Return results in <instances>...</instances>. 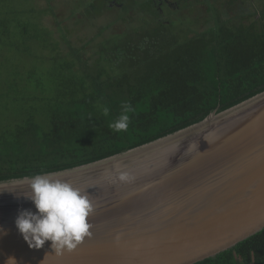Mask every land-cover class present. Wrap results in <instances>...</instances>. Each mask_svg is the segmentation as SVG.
<instances>
[{"label":"trees","instance_id":"obj_1","mask_svg":"<svg viewBox=\"0 0 264 264\" xmlns=\"http://www.w3.org/2000/svg\"><path fill=\"white\" fill-rule=\"evenodd\" d=\"M204 1L214 23L183 39L171 30L172 21L163 20L156 0L86 1L89 13L93 3L109 2V10L145 12L152 20L146 27L91 39L97 50L88 60L76 49L64 57L54 41L42 49L49 51L50 69L36 60L22 69L5 66L13 81L0 88V183L131 151L263 92L264 0ZM15 4L0 0V60L7 59L3 50L26 52L21 38L39 44L49 33L31 21V8L17 11ZM42 71L51 78L44 81ZM125 101L133 109L129 127L115 132L109 124ZM195 264H264V229Z\"/></svg>","mask_w":264,"mask_h":264},{"label":"water","instance_id":"obj_2","mask_svg":"<svg viewBox=\"0 0 264 264\" xmlns=\"http://www.w3.org/2000/svg\"><path fill=\"white\" fill-rule=\"evenodd\" d=\"M56 174L88 191L92 235L62 254L50 241L29 248L14 220L21 209L35 211L23 195L31 178L3 182L0 264L8 256L17 264L212 258L264 229V91L165 138Z\"/></svg>","mask_w":264,"mask_h":264},{"label":"rangeland","instance_id":"obj_3","mask_svg":"<svg viewBox=\"0 0 264 264\" xmlns=\"http://www.w3.org/2000/svg\"><path fill=\"white\" fill-rule=\"evenodd\" d=\"M86 1L88 3L93 0H14L17 11L31 8L33 10L31 21L49 33H43L44 42L39 44H32V39L23 40L21 38L26 52L13 54L3 50L7 59L1 58L0 60L2 66L0 70L4 71L3 74L0 73V88H5L7 81H13V78L8 77L7 70L3 69L5 66L18 65L21 68L31 60H36V63L46 68L50 66L48 68L50 69L53 62H50L49 51L42 49L44 46L50 48L48 44L51 47L54 46V41L57 44L55 48L64 57L71 58L73 55L70 53L71 50L76 49L82 60H88L97 50L91 39L100 41L103 38H110L112 35L126 32L133 27H146L152 20L150 15L145 12L132 11L125 15L113 8L109 10L107 8L110 6L109 2H106L107 6L103 5V7L98 3H93L94 8L89 13L85 8L87 4L84 5ZM208 5L204 0H190L183 3L181 8H174V11L164 6L161 17L163 20L166 18L172 21L171 30L177 35L179 34L180 39H183L182 37L191 36L214 23L213 13ZM129 14L131 17H128ZM232 20L237 21L238 19L232 17ZM101 30L102 33L97 36ZM57 50L54 52H58ZM42 72L45 73L44 81L51 78L45 71Z\"/></svg>","mask_w":264,"mask_h":264},{"label":"clouds","instance_id":"obj_4","mask_svg":"<svg viewBox=\"0 0 264 264\" xmlns=\"http://www.w3.org/2000/svg\"><path fill=\"white\" fill-rule=\"evenodd\" d=\"M132 111L129 102H122L121 113L109 127L115 132H126ZM108 112L107 107L103 108L104 115ZM119 179L125 181L129 177L121 174ZM23 195L32 202L35 211L19 210L14 223L29 248L39 249L50 241L54 252L62 254L74 250L92 235L89 217L93 204L86 189L74 186L56 173H45L31 177L28 192ZM4 264H17L16 258L8 256Z\"/></svg>","mask_w":264,"mask_h":264},{"label":"flooded vegetation","instance_id":"obj_5","mask_svg":"<svg viewBox=\"0 0 264 264\" xmlns=\"http://www.w3.org/2000/svg\"><path fill=\"white\" fill-rule=\"evenodd\" d=\"M156 2H158L160 4V9L159 12L162 13V6H168V7H173V8H181L182 4L185 3L184 1L182 3H179V1L177 0H156ZM174 10V9H173Z\"/></svg>","mask_w":264,"mask_h":264},{"label":"bare ground","instance_id":"obj_6","mask_svg":"<svg viewBox=\"0 0 264 264\" xmlns=\"http://www.w3.org/2000/svg\"><path fill=\"white\" fill-rule=\"evenodd\" d=\"M152 153H153V155H157L159 153V151H155V152H152Z\"/></svg>","mask_w":264,"mask_h":264}]
</instances>
